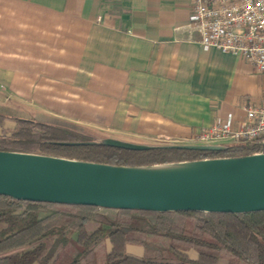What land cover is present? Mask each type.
I'll return each instance as SVG.
<instances>
[{
	"label": "crops",
	"instance_id": "1",
	"mask_svg": "<svg viewBox=\"0 0 264 264\" xmlns=\"http://www.w3.org/2000/svg\"><path fill=\"white\" fill-rule=\"evenodd\" d=\"M190 10L191 0H0V110L20 101L136 144L241 122L263 100L264 76L203 50Z\"/></svg>",
	"mask_w": 264,
	"mask_h": 264
},
{
	"label": "trees",
	"instance_id": "2",
	"mask_svg": "<svg viewBox=\"0 0 264 264\" xmlns=\"http://www.w3.org/2000/svg\"><path fill=\"white\" fill-rule=\"evenodd\" d=\"M15 127L7 134L4 123ZM0 151L115 166H155L264 153V143L220 151L175 145L107 146L62 120L40 122L0 110ZM132 144V143H131ZM81 228L85 237L73 238ZM143 248L141 258L126 246ZM194 253L196 258H191ZM0 264H264V212L154 213L33 203L0 196Z\"/></svg>",
	"mask_w": 264,
	"mask_h": 264
},
{
	"label": "water",
	"instance_id": "3",
	"mask_svg": "<svg viewBox=\"0 0 264 264\" xmlns=\"http://www.w3.org/2000/svg\"><path fill=\"white\" fill-rule=\"evenodd\" d=\"M102 143L129 150L145 148L116 140ZM0 196L154 213H260L264 212V153L131 167L0 151Z\"/></svg>",
	"mask_w": 264,
	"mask_h": 264
},
{
	"label": "built area",
	"instance_id": "4",
	"mask_svg": "<svg viewBox=\"0 0 264 264\" xmlns=\"http://www.w3.org/2000/svg\"><path fill=\"white\" fill-rule=\"evenodd\" d=\"M195 33L203 50L238 57L264 76V0H191L186 25ZM244 119H220L194 130L186 139L167 141L168 145L230 146L238 143H264V98L244 108Z\"/></svg>",
	"mask_w": 264,
	"mask_h": 264
},
{
	"label": "rangeland",
	"instance_id": "5",
	"mask_svg": "<svg viewBox=\"0 0 264 264\" xmlns=\"http://www.w3.org/2000/svg\"><path fill=\"white\" fill-rule=\"evenodd\" d=\"M3 106H5V108L2 109L3 112L10 114V115L17 116V117H29V118H34L38 121H48L50 119H53L52 118L53 115H50L48 112L42 111V110L28 109L26 105H23L20 101L10 100L4 103ZM14 127H15V123L11 121H7L4 123L3 129L7 132V134H9V132ZM78 127H80L82 130L90 134H93L95 137L102 139V140H116V141L123 142V143L136 144L135 142L120 141L119 139H117L118 138L117 136H114V135H111V134H108L106 132H102L96 129L87 128L85 126H78ZM0 134H1V129H0ZM150 144L168 145V142L167 141H156ZM84 237H85V230L83 228H81L77 233L73 235V238L77 241V243H80V241H82Z\"/></svg>",
	"mask_w": 264,
	"mask_h": 264
}]
</instances>
